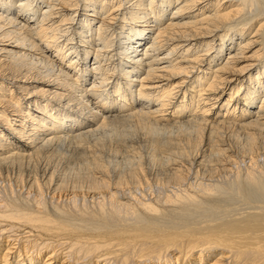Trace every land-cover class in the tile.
I'll use <instances>...</instances> for the list:
<instances>
[{
    "label": "bare ground",
    "instance_id": "obj_1",
    "mask_svg": "<svg viewBox=\"0 0 264 264\" xmlns=\"http://www.w3.org/2000/svg\"><path fill=\"white\" fill-rule=\"evenodd\" d=\"M0 264H264V0H0Z\"/></svg>",
    "mask_w": 264,
    "mask_h": 264
}]
</instances>
